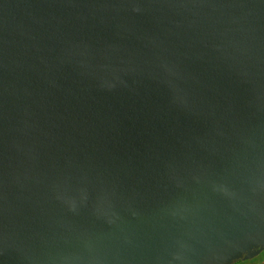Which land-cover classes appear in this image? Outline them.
Listing matches in <instances>:
<instances>
[{
  "label": "water",
  "instance_id": "obj_1",
  "mask_svg": "<svg viewBox=\"0 0 264 264\" xmlns=\"http://www.w3.org/2000/svg\"><path fill=\"white\" fill-rule=\"evenodd\" d=\"M261 252L264 0H0V264Z\"/></svg>",
  "mask_w": 264,
  "mask_h": 264
},
{
  "label": "flooded vegetation",
  "instance_id": "obj_2",
  "mask_svg": "<svg viewBox=\"0 0 264 264\" xmlns=\"http://www.w3.org/2000/svg\"><path fill=\"white\" fill-rule=\"evenodd\" d=\"M235 264H264V252H261L255 258L248 261H239Z\"/></svg>",
  "mask_w": 264,
  "mask_h": 264
}]
</instances>
